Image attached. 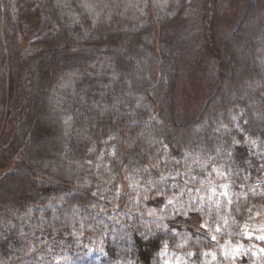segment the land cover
<instances>
[{
	"label": "trees",
	"instance_id": "obj_1",
	"mask_svg": "<svg viewBox=\"0 0 264 264\" xmlns=\"http://www.w3.org/2000/svg\"><path fill=\"white\" fill-rule=\"evenodd\" d=\"M30 1L34 56L17 70L26 84L18 73L10 86L0 0V144L11 139L18 165L0 172V264H161L166 251L201 264L247 242L264 207V19L245 44L253 77L227 89L241 83V35L264 0L244 8L214 93L183 123L175 88L205 0Z\"/></svg>",
	"mask_w": 264,
	"mask_h": 264
},
{
	"label": "rangeland",
	"instance_id": "obj_2",
	"mask_svg": "<svg viewBox=\"0 0 264 264\" xmlns=\"http://www.w3.org/2000/svg\"><path fill=\"white\" fill-rule=\"evenodd\" d=\"M250 1L205 0L202 9L191 15L193 18L187 25L190 26V30L186 35L184 55L174 95L175 116L179 123L195 119L206 101L214 93L218 83V75L225 67V58L222 52L223 42L235 28L244 8ZM17 4L23 8V13H19ZM3 6L5 10L3 13L5 26L3 36L9 55V84L11 86V83L15 80V76L19 73V77L22 78V86H24L26 81L23 79L26 73L24 70L21 72H17V70L20 69V63L26 62L29 57L32 58L34 56L33 50L28 52V41L35 33L38 16L30 0H4ZM263 19V8L262 10L254 9L251 12L249 21L251 27L245 35H241L239 47L241 62L235 71L237 77L241 74V83L240 85L228 88L227 90L230 94L235 93L237 88L239 90V86H243L244 76L253 77L254 73L249 70V65L245 63L248 58L246 52V47L248 48V46H245V44H247V40L251 38V35L257 30V25L259 26ZM14 39L18 41L19 52L17 53H15ZM136 55L135 53L133 54V56ZM125 58L128 62L133 61L131 57L126 56ZM24 89L22 91L26 93ZM43 92L47 93L46 89L41 91V93ZM10 93L12 94L11 100L14 105L19 100L22 104L23 98L21 95L14 94L13 90H10ZM43 94L42 96L44 97ZM50 94V96H47V100L51 105L50 112L55 115L56 111L53 102L57 97L53 93ZM22 96L24 97V94ZM16 98L17 101L15 100ZM9 138L10 136L7 137L5 142ZM10 140L9 145L7 143L0 144V146L6 148V150L0 149V172L16 166L18 167V165L14 166L13 162L9 163L8 161L11 154L10 148L12 142ZM44 149L39 155H47L52 159V162H55V149ZM58 165L59 163L57 162L53 166L57 168ZM222 188V184L220 183L211 185V196H220L223 193ZM249 223L250 228L245 231L247 242L233 244L226 241L220 247L222 252L219 256L204 253L201 264H244L241 260L244 256L246 257L247 264H264V207L256 208ZM185 257L184 255H177L166 251L162 255L161 264H191L188 260H185Z\"/></svg>",
	"mask_w": 264,
	"mask_h": 264
}]
</instances>
